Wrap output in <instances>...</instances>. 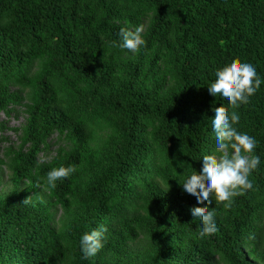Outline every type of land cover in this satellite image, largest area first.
<instances>
[{
  "label": "trees",
  "instance_id": "trees-1",
  "mask_svg": "<svg viewBox=\"0 0 264 264\" xmlns=\"http://www.w3.org/2000/svg\"><path fill=\"white\" fill-rule=\"evenodd\" d=\"M139 24L146 45L119 48ZM234 59L264 77V0H0V113L25 119L0 123L17 137H0V264H264V84L235 109L258 141L253 187L231 208L213 193L216 233L200 236L181 184L214 152L229 105L208 85Z\"/></svg>",
  "mask_w": 264,
  "mask_h": 264
},
{
  "label": "clouds",
  "instance_id": "clouds-1",
  "mask_svg": "<svg viewBox=\"0 0 264 264\" xmlns=\"http://www.w3.org/2000/svg\"><path fill=\"white\" fill-rule=\"evenodd\" d=\"M143 33V24L134 28L121 27L118 47L133 53L139 51L146 45ZM215 76V80L208 85L209 93L222 97L229 108L221 104L214 107L211 121L214 152L204 154L201 171H191L181 183L183 190L195 196L197 203L203 205L190 209L192 218L200 221L201 237L218 231L216 208L209 207L213 202V193L216 201L222 202L224 208H231L237 195L253 187L250 176L259 167L261 160L258 154H254L258 144L256 137L238 130L236 125L240 121V114L235 109L249 102L264 84V77L251 62L236 59L218 68ZM77 170L76 164L51 168L47 172V183L54 188L58 180L71 177ZM24 202L28 203V198ZM106 232V226L101 225L81 234L79 245L85 257L95 256L104 247Z\"/></svg>",
  "mask_w": 264,
  "mask_h": 264
},
{
  "label": "rangeland",
  "instance_id": "rangeland-1",
  "mask_svg": "<svg viewBox=\"0 0 264 264\" xmlns=\"http://www.w3.org/2000/svg\"><path fill=\"white\" fill-rule=\"evenodd\" d=\"M24 115L20 114H13L12 116L8 117L4 113H0V123L6 122L8 128H16L21 126L24 123ZM8 137L11 141H16L17 137L15 132L12 129H7L4 132H0V137ZM2 141V140H1Z\"/></svg>",
  "mask_w": 264,
  "mask_h": 264
}]
</instances>
